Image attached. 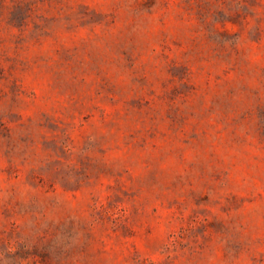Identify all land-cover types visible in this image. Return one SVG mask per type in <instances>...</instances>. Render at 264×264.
I'll return each mask as SVG.
<instances>
[{"label":"rangeland","instance_id":"1","mask_svg":"<svg viewBox=\"0 0 264 264\" xmlns=\"http://www.w3.org/2000/svg\"><path fill=\"white\" fill-rule=\"evenodd\" d=\"M0 264H264V0H0Z\"/></svg>","mask_w":264,"mask_h":264}]
</instances>
